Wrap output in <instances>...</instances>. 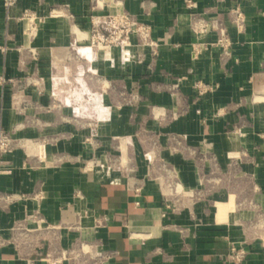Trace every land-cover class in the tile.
<instances>
[{"label":"crops","instance_id":"0c3cea01","mask_svg":"<svg viewBox=\"0 0 264 264\" xmlns=\"http://www.w3.org/2000/svg\"><path fill=\"white\" fill-rule=\"evenodd\" d=\"M194 1L198 11L209 14L225 11L233 3L241 6L245 15L243 30L229 26L231 58L222 63L215 48L203 52L196 60L190 58L195 35L189 27L190 9L185 7L184 0H100L104 13H112L121 6L148 23L154 38L163 39L151 70H146L145 64L129 68L115 54L116 67L104 74L123 80L135 78L141 84L137 89L145 94L147 102L140 105L134 121L151 116L147 103L171 107L168 86L176 77L185 76L180 89L188 98L189 112L176 118L170 126L184 133L192 144L207 138L217 156L222 157L223 152L232 153L237 144V134L227 132L237 121L236 111L239 115L251 112L254 123H263L260 115H264V0ZM92 6L91 0H17L7 19L0 0V46L7 47L5 51L0 49V74L19 81L29 75L35 63L18 48L26 44L22 33L24 24L16 20L24 9L40 14L52 9L61 13L47 19L41 27L44 33L55 31V37L36 40V45L41 47L38 69L40 77L45 78L53 61L48 47L67 46L78 40L69 37V31L77 25L88 27L89 16L97 13ZM66 11L69 14L65 15ZM144 78L154 79L157 86L148 89ZM196 78L216 81L219 86L193 103L191 83ZM50 93L49 85L18 84L14 91L0 86V127L20 141L12 152L0 157V190L29 193L42 189L45 197L41 210L51 221L73 220L76 211L84 208L103 215L106 224L93 236L101 238L105 247L117 251L104 264H225L220 257L228 252V243L234 239L220 225H233L239 215L218 204L226 199L225 194L215 193L210 201H195L191 206L180 205L170 213L164 194L170 195L171 189L164 187L161 175L155 176L159 172L149 167L148 161L152 163L157 153L149 149V138H139V141L133 138L134 125L126 123L127 107H122L124 110L118 115L117 108L105 103L109 113L102 123L116 121L127 128L119 133L114 130L97 133L96 127L102 125L101 121L81 119L71 114V107L59 103L47 109ZM196 108L201 113H196ZM155 122L149 120L146 124L156 127ZM40 142L44 143L45 158L38 155L42 148H39ZM109 150L118 154L120 163L109 165L111 168H82L92 153L101 159L100 154ZM160 154L170 159L171 168L184 185L195 182L196 167L188 159L189 153L172 155L161 151ZM124 157L128 158L127 163L122 162ZM132 174L134 180L142 183L137 196L127 183ZM179 188L180 185L176 190ZM33 206V201L26 200L13 203L6 210L0 209V228L8 227L23 216L25 209ZM243 215L242 219H249L253 213L248 211ZM62 233L61 242L66 244L73 233ZM237 244L247 251L240 264H264V247ZM22 263L11 246L0 250V264Z\"/></svg>","mask_w":264,"mask_h":264},{"label":"rangeland","instance_id":"374dc122","mask_svg":"<svg viewBox=\"0 0 264 264\" xmlns=\"http://www.w3.org/2000/svg\"><path fill=\"white\" fill-rule=\"evenodd\" d=\"M91 3L93 5L91 8L96 9L97 13L94 16H89L88 27L77 25L69 31L68 36L78 40L67 46L54 45L48 47L52 50L50 53L53 55V61L47 70L49 76L45 78L40 77L38 69L41 47L36 45V40L55 37V31L44 33L41 30L47 19L53 17L49 15L50 12L40 14L29 9L33 14L30 21L33 24L28 29L23 27L22 33L26 44L21 51L26 53L35 63H33L29 75L22 79L27 83L19 82L18 84H28L35 87L49 85L52 87V93L48 95L49 106L51 103L54 105L56 103L63 104L66 107H71V114L79 115L81 119L92 118L97 122L101 121L102 125L96 127V132L114 130L119 133V130L126 129V125L125 127L116 121L110 122V124L102 123L103 117L109 113L105 103L109 102L117 108L115 112L118 115L124 110L122 107L126 106L128 118L126 123L134 125H132L133 131L131 133L133 138H137L138 141L139 138L145 140L149 138V149L157 153L152 163L148 161L149 167L151 170L153 168V171H158L159 174L155 176L161 175L162 185L171 189L170 195H164L165 205L169 212L174 213V209L180 205L191 206L195 201L204 199L210 201L215 193H220L221 196L225 194L226 199L218 204L228 208L232 214L239 215L236 216L238 219L233 221V225L222 224L220 225L221 229L227 234L233 235L236 243L255 244L264 247L263 113L261 115L259 113L263 123L256 124L252 119L254 115L251 112H247L246 115L242 112L239 115V112L236 111L237 121L229 127L230 129H227V132L233 131L237 134V144L232 153L223 152L222 157L217 156L214 145L209 149L210 153H207L206 156L198 154L202 146L201 140L195 144L189 143L184 133L171 128L170 125L176 118L189 112L188 98L182 92H180V96H177V99L169 91L173 102L171 107L147 103L146 107L151 116L141 117L139 121H134L133 118L140 105L147 102L145 94L137 89L141 84L135 78L126 80L111 78L106 76L104 72L107 73L109 69L116 67L115 54H117L116 57L120 63L127 64L128 67L145 64L146 70L152 69V60L157 56L152 54L153 47L142 45L138 32L131 29L127 31L128 39L126 40L124 33H122V38L126 43L121 40L99 42L95 38V29H100V33L106 38L114 35L115 30L116 32L118 30L107 26V23L114 17L115 13L121 12L122 15H125L128 11L120 6L118 10L116 9L112 13H104V7L100 5L99 1L92 2L91 0ZM67 13L66 11L65 15ZM126 28L129 27L126 26L122 29ZM149 57L150 60H146ZM145 80V86L148 89L152 90L153 87L157 86L154 79L146 78ZM48 107L47 109H50L52 105L50 108ZM149 120L156 121L155 126L158 129L154 126L148 127L146 123ZM161 151H167L172 155L191 153L188 159L191 160L192 166L196 167L195 182L191 186L184 185L178 179V174L171 168L173 164H171L170 159L160 156ZM100 155L101 159L92 153L87 164L95 168H111L112 165L121 161L118 154L111 150L104 151ZM127 160L128 158L124 157L122 162L127 163ZM178 185L180 188L176 190ZM248 211L252 212L253 215L249 219H242L241 217H245L243 212ZM195 225L201 224L195 223Z\"/></svg>","mask_w":264,"mask_h":264},{"label":"built area","instance_id":"2783aa9c","mask_svg":"<svg viewBox=\"0 0 264 264\" xmlns=\"http://www.w3.org/2000/svg\"><path fill=\"white\" fill-rule=\"evenodd\" d=\"M16 2L17 0H1L7 19L10 18V8ZM92 2H95V0H92ZM184 4L186 8L190 9L189 27L195 35V41L190 45V58L196 60L203 52L215 48L219 51L220 61L222 63L226 62L232 55L229 26L234 27L237 31H242L244 28L245 15L241 6L238 3H233L225 11L209 14L205 11H198L197 3L194 0H184ZM58 14L61 13L56 10H51L49 13L50 16ZM32 15L29 9H24L16 17V20L23 22L25 29H28L33 24L30 22ZM107 26L117 29L118 32L115 30L114 35L106 38L100 33V29H95V38L99 42H117L121 40L124 43L122 33H124L126 40L128 39L127 31L131 29L138 32L142 45H150L153 47L152 54L154 56L158 55V48L163 39L154 38L150 25L139 21L135 15L129 12L125 15H122L121 12L115 13ZM126 26L129 28L122 29ZM24 46L22 45L20 48L23 49ZM0 49L5 51L7 47L2 45ZM184 79L185 76L176 77L175 81L168 86L170 93L177 99V96H180V85ZM19 82L27 83L24 80L18 81L13 78H6L0 74V86L2 87H8L14 91ZM218 86L219 84L216 81H207L202 78L194 79L191 83L194 96L190 101L193 103L199 101L202 97L213 93ZM51 105L54 106L53 103ZM195 111L201 113L200 108H196ZM19 143L20 141L17 138L0 127V157L12 152ZM201 145L198 154L206 156L207 153H210L209 149L213 146V143L207 138H202ZM43 147L44 143L40 142L39 148L43 150ZM41 149L38 155L40 158L42 156L45 158V153L41 154ZM187 153L191 154L190 152ZM91 166L85 162L82 168L86 169ZM128 177V186L135 196L139 195L142 190V183L133 179L135 178L134 174ZM44 197V191L40 188L29 193L0 190V209L6 210L13 203L26 200L35 203L32 208L24 210L22 217L14 220L8 227L0 228V250L11 246L14 248L17 258L23 261L22 264H104L117 255L115 249L105 247L101 238L93 236L100 227H104L106 224L103 215L94 213L89 208H84L76 211L73 220L51 221L41 210L40 205ZM135 203L138 204V201ZM63 231L73 233L66 244L61 242ZM228 244V252L220 257V260L225 264H240L245 259L246 249L235 241H229Z\"/></svg>","mask_w":264,"mask_h":264},{"label":"bare ground","instance_id":"6f19581e","mask_svg":"<svg viewBox=\"0 0 264 264\" xmlns=\"http://www.w3.org/2000/svg\"><path fill=\"white\" fill-rule=\"evenodd\" d=\"M41 153H43V150L41 149Z\"/></svg>","mask_w":264,"mask_h":264}]
</instances>
